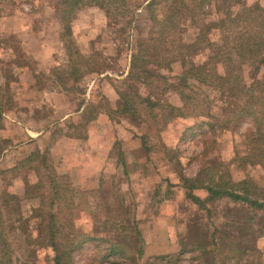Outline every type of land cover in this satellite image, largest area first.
Here are the masks:
<instances>
[{"label":"rangeland","instance_id":"rangeland-1","mask_svg":"<svg viewBox=\"0 0 264 264\" xmlns=\"http://www.w3.org/2000/svg\"><path fill=\"white\" fill-rule=\"evenodd\" d=\"M54 4L56 0H0V86L9 83L8 90L0 88V231L8 234L12 264H53L51 248L30 245L27 239L55 231L62 242L90 240L72 254L73 264H133L129 259L103 260L112 244L124 246L127 258L142 264L154 256L177 254L182 239L185 248L205 250L204 264L223 254L220 247L232 256L230 264L238 256L244 257L243 264H264V211L224 197L201 208L186 198L183 189L185 179L195 178L204 184L213 179L220 184L245 180L262 188L264 170L244 160V137L252 122L242 119L234 128H215L214 133L203 123V131L197 132L193 127L202 124L199 118L164 124L170 114L167 106L154 109L160 117L157 126L142 110L134 117L116 111L118 90H130L132 98L153 94V101L180 109L181 94L194 93L182 87L183 69L178 63L172 69L160 68L156 57L146 59L152 78L143 75L145 84L123 82L135 41L147 38L151 29L140 0H127L128 17L117 16L114 29L107 27L105 14L97 7L82 6L75 13L71 29L77 48L85 56L96 53L108 68L104 74L87 75L71 88L70 83L64 87L59 80L42 78L34 62L44 70L56 64L64 69L66 59ZM255 4L264 8V0H244V6ZM159 11L157 19H161ZM212 15L205 12L203 17L210 22L217 18ZM129 16L131 26L125 25ZM195 34L188 27L182 37L190 42ZM20 56L22 67L14 63ZM204 60L202 54L193 58L196 65ZM191 80L198 86V80ZM198 89L195 93L213 94L205 86ZM81 100L100 104L97 119L85 129L77 128L84 120L76 112ZM37 150L47 155V167L66 177L73 190L57 209L51 208L50 198L40 204L34 196L26 197L35 174L34 164L24 160ZM194 194L207 196L203 191ZM13 195L18 198V213H13ZM40 206L42 217L34 218ZM195 255L185 253L181 264H190Z\"/></svg>","mask_w":264,"mask_h":264},{"label":"trees","instance_id":"trees-1","mask_svg":"<svg viewBox=\"0 0 264 264\" xmlns=\"http://www.w3.org/2000/svg\"><path fill=\"white\" fill-rule=\"evenodd\" d=\"M140 2L145 3L151 29L147 38L135 41V48L131 52L130 68L123 82L137 81L145 84V81L141 80L143 75H149L152 78V71L147 69L146 59L156 57V66L160 68L172 69V65L178 63L183 69V74L179 78L182 87L191 88L194 93L188 96L181 94L182 108L180 109L167 103L161 105L159 100L153 101L150 97L153 94L146 97L135 94L132 98L130 90L125 92L118 90L119 101L116 111L119 114L134 117L142 115L139 114L142 110L144 116L149 117L157 126V120L160 117L156 115L154 109L167 106L170 114L167 123L164 122V124L172 123V120L177 118H199L202 124L194 126L193 129L196 128L197 132L203 131L204 123L212 133L215 128L227 131L234 128L240 120L249 119L252 122V129L244 137L247 151L244 160L251 167H260L264 170V8L258 4L244 6V0H140ZM127 5V0H56L54 13L61 25L59 41L62 43L66 56L65 65L64 69L56 64L44 70L37 62H34V66L40 71L39 76L59 80L64 87L70 83L71 88V84L77 85L87 75L104 74L108 68L99 60L96 53L85 56L78 50L73 39L71 23L80 7L91 6L104 12L108 28H118V17H128L125 15L129 10ZM158 7L163 11L162 13L157 10ZM234 9H236L235 12ZM113 11H119V13L115 15ZM157 11L160 12L161 19H157ZM205 12H210L212 16L215 14L217 18L207 22L203 17ZM128 23L131 26V16L125 25ZM188 27L196 31L190 42H186L182 37ZM13 50L24 57L20 48L14 47ZM199 54L204 55L205 60L196 65L193 58ZM21 56L14 62L20 67L25 63L22 62ZM36 78L38 79L37 76ZM191 79L198 80V86L210 89L213 92L212 96L205 95V97L204 93H195V90L199 89L192 82L189 83ZM2 88L8 90L9 83L6 81ZM85 103L84 100L79 101L76 109L80 120L87 119L85 123L83 120V123L77 125L79 129L87 128L90 122L97 119V109L100 107V104L95 106L91 102ZM89 111H91L90 116H87ZM206 134L207 132L204 135ZM1 150L2 147H0ZM47 159V155L40 154L38 150L25 158L26 164H34L35 174V183L31 187L27 186L26 197L34 196L40 204L50 198L51 208L56 206L57 209V204L66 199L73 190L66 183V177L56 176L54 171L47 167ZM21 164L23 165L24 162ZM16 169L12 168L10 171ZM60 180H63L62 184ZM198 181L196 178L185 179L183 189L186 191V198L201 208L208 202L224 197L234 203H245L252 209L264 211V186L259 188L245 180L232 184H220L214 179L206 184ZM194 190L206 192L207 196L200 198L194 194ZM10 199L15 203L13 213H16L19 209L18 198L13 195ZM34 215V218L42 217V206L34 210ZM58 234L59 232L55 231L44 237L38 235L33 240L27 239V241L30 245L38 243L42 247L51 248L54 252L53 264H73L72 254L79 250L83 243L90 240L79 238L76 241L74 238H68L62 242V236L57 237ZM189 235L190 233L187 236L188 240L192 236ZM7 239V232L0 231V264H12L13 251ZM182 243H185L183 239L180 241L177 254L154 256L142 264H181V256L185 253L196 254L191 258L190 264H204L206 255L201 246L185 248ZM222 248H218V251L220 249L223 254L215 258L211 264H230L229 260L232 256H229V252ZM140 254L139 248L136 255L140 257ZM127 255L124 246L112 244L107 248L102 259L110 260L109 258L112 257L116 261L129 259L135 264L136 261L127 258L129 257ZM243 260L244 257L238 256L235 264H243Z\"/></svg>","mask_w":264,"mask_h":264}]
</instances>
